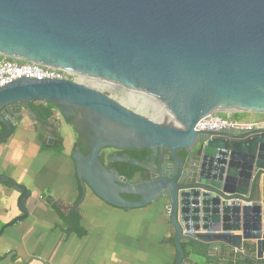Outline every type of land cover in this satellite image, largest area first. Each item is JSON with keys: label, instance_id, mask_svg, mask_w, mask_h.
Masks as SVG:
<instances>
[{"label": "water", "instance_id": "water-1", "mask_svg": "<svg viewBox=\"0 0 264 264\" xmlns=\"http://www.w3.org/2000/svg\"><path fill=\"white\" fill-rule=\"evenodd\" d=\"M0 56L117 83L155 98L170 118L76 80L21 77L0 87V142L22 110L36 117L32 102L64 117L80 112L90 144L86 153L75 145L71 159L82 198L89 188L120 208L163 203L175 264H199L193 253L264 260V129L195 130L211 113L264 115V0H0ZM56 136L49 131L47 142ZM123 149L148 153L136 159ZM179 151L193 154L185 181L155 167ZM116 162L139 170L125 176ZM0 183L20 193L17 219L26 218V185L6 174Z\"/></svg>", "mask_w": 264, "mask_h": 264}, {"label": "crops", "instance_id": "crops-1", "mask_svg": "<svg viewBox=\"0 0 264 264\" xmlns=\"http://www.w3.org/2000/svg\"><path fill=\"white\" fill-rule=\"evenodd\" d=\"M50 109L53 114L54 107ZM59 126L52 119L42 124L23 115L10 137L0 142V174L26 185L31 193L27 217L17 219L23 214L17 204L20 193L0 183V264H175L174 230L163 203L120 208L89 188L82 198L71 159L72 138L64 135L62 119ZM49 131L58 136L52 144L46 141ZM44 143L55 146L46 149ZM182 246L186 254L193 250L191 243ZM193 258L199 264H237L233 257L213 262L193 253Z\"/></svg>", "mask_w": 264, "mask_h": 264}, {"label": "built area", "instance_id": "built-area-1", "mask_svg": "<svg viewBox=\"0 0 264 264\" xmlns=\"http://www.w3.org/2000/svg\"><path fill=\"white\" fill-rule=\"evenodd\" d=\"M21 77L38 80L70 79L79 81L77 73L74 72L0 56V87H4ZM224 129L244 131L264 129V115L253 119H239L231 116V114L221 116L219 113H211L199 119L195 124L196 131H220ZM189 234L193 235L194 232H189Z\"/></svg>", "mask_w": 264, "mask_h": 264}, {"label": "flooded vegetation", "instance_id": "flooded-vegetation-1", "mask_svg": "<svg viewBox=\"0 0 264 264\" xmlns=\"http://www.w3.org/2000/svg\"><path fill=\"white\" fill-rule=\"evenodd\" d=\"M33 103L34 102L31 103L30 105L31 107ZM22 111H24L22 112L23 115H29L27 110H22ZM33 111L36 114V117L34 118H37V119L42 118L40 116L41 109L39 107L35 110L33 109ZM53 112L55 114H58V112L56 113L55 110ZM52 115L47 120L52 119ZM59 116H60V119H62L63 124L65 126L70 127L74 133L75 138L71 145V151H73L75 145L78 144L80 146V149L84 153H86L89 149V144H90V135H89L90 130H89L88 121L86 120V118H84L80 112H76L75 115H69L68 117H64L61 114H59ZM117 152L118 154H121V155L128 154L126 149L119 150ZM147 153L148 151H146V154L141 159H144ZM177 157H178L177 160L176 159L172 160L170 157L164 158L161 164L155 167H157V172L159 171L166 172L168 175L172 177L179 176V178H183V180L185 181L187 180L188 173L190 172V165H191V162L193 161V154H191L190 152L186 153L184 151H179L177 153Z\"/></svg>", "mask_w": 264, "mask_h": 264}, {"label": "bare ground", "instance_id": "bare-ground-1", "mask_svg": "<svg viewBox=\"0 0 264 264\" xmlns=\"http://www.w3.org/2000/svg\"><path fill=\"white\" fill-rule=\"evenodd\" d=\"M77 75L79 77V81L86 83L92 87L98 88V89H105V90L113 91V89H115L117 87H119V88L121 87V89L128 92L127 98L125 97L124 101L122 100V102L125 105L137 107L138 109H141V111L145 112L146 115H148L149 117H151L152 119H155L157 121H161V122L170 121V118L168 117L167 112L164 110V108L162 106L154 107L153 111L150 112L149 111L150 105H148V103L147 104L145 102L139 103L138 98L143 96V94L140 92H137V91L132 90V89H127L124 86L118 85L117 83H110L108 81H105V80H102L99 78H91V77H88L86 75H82V74H78V73H77ZM148 97H150V96H148ZM138 109H137V111H138Z\"/></svg>", "mask_w": 264, "mask_h": 264}, {"label": "trees", "instance_id": "trees-1", "mask_svg": "<svg viewBox=\"0 0 264 264\" xmlns=\"http://www.w3.org/2000/svg\"><path fill=\"white\" fill-rule=\"evenodd\" d=\"M50 107H51L50 105L47 107H44V106L39 107L41 109L40 116L42 118L47 119L52 115V110L50 109ZM33 109L35 110L37 108L34 106ZM240 114L241 113H236L234 115V117L238 118L240 116ZM220 115L225 116V114H223V113H220ZM54 146H55V144L54 145H48V144L44 143V148H46V149L53 148ZM59 147L57 148V146H56L57 149H59ZM126 151L128 152V154H127L128 157H133L136 159H141L146 154V150L126 149ZM114 166L121 174H123L125 176H131L139 170V167L132 165V164H129V163H126V162H116L114 164Z\"/></svg>", "mask_w": 264, "mask_h": 264}, {"label": "rangeland", "instance_id": "rangeland-1", "mask_svg": "<svg viewBox=\"0 0 264 264\" xmlns=\"http://www.w3.org/2000/svg\"><path fill=\"white\" fill-rule=\"evenodd\" d=\"M100 90H103L105 93H107L108 95L114 97L116 100H118V101H120V102H122V100L124 101L125 97L127 98V95H128V92L125 91V90H123V89H121V87H120V88L117 87V88L113 89V91H111V90H105V89H100ZM138 102H139V103L145 102L146 104L148 103V105H150V108H149V111H150V112L153 111V108H154V107L162 106V103H160V102H159L158 100H156L155 98L147 97V96H145V95H143V96H141L140 98H138ZM153 104H154V105H153ZM155 104H156V105H155ZM159 104H160V105H159ZM127 106H128V105H127ZM129 107H130L131 109H133V110H136V111H137V109H138L137 107L130 106V105H129ZM138 112H141V113H144V114H145V112L141 111V109H138ZM235 114H236V113L231 114V116L234 117ZM255 115H259V114H247V113H241L240 116H239L238 118H239V119H253V118H255ZM236 118H237V117H236ZM65 131H66V132L64 133V135H65V134L70 135L71 138H72V142H73L75 136H74V133H73L72 129H71L70 127H68V126H65ZM67 135H66V137H68Z\"/></svg>", "mask_w": 264, "mask_h": 264}]
</instances>
